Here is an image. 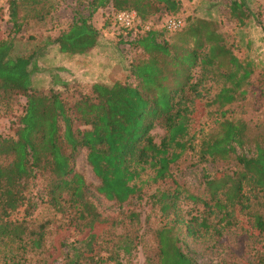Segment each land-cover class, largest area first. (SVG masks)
<instances>
[{
    "label": "trees",
    "instance_id": "trees-1",
    "mask_svg": "<svg viewBox=\"0 0 264 264\" xmlns=\"http://www.w3.org/2000/svg\"><path fill=\"white\" fill-rule=\"evenodd\" d=\"M92 5V12L109 8L111 17L133 10L143 24L162 14L181 16L178 0H93ZM15 6L14 0H6L0 11ZM244 9V3L236 0L229 7L230 16L241 25L249 19ZM120 28L128 37L134 30ZM175 34L170 43L159 40L160 33L155 30L136 35L133 41L142 58L129 60L136 84L92 83L90 91L80 94L71 106L52 88L35 90L31 56L13 58L12 43L0 40V108L12 107L19 97L25 99L13 136L0 135V248L15 241L17 248L25 251L42 249L47 223L32 227L27 220L32 209L30 181L42 174L49 179V203L61 208L68 202L78 213L82 233L90 229L62 252L64 264H129L121 256L129 259L137 245L127 233L112 240L110 247H103V236L119 227L120 221L103 217L88 197L85 177L74 168L81 150L86 151V163L98 181L96 192L120 205L137 193L135 181L147 167L154 170L155 180H162L187 151L196 152L199 162L234 160L233 170L207 176L209 199L204 205L220 215V220L235 217L239 206L248 211L241 230L264 235V148L256 145L251 156L237 154L247 141V125L242 119L229 118L227 108L245 96L252 70L237 58L211 21L192 19L186 29ZM98 36L87 20L77 19L55 43L60 53L80 55L96 46ZM207 79L220 83L213 99L204 105L215 107L217 114L195 144L189 129L204 111L199 107V87ZM157 125L164 129L159 142L151 134ZM127 218L140 222L134 212ZM95 225L104 228L93 231ZM155 237L156 264H195L181 252L173 226L158 229ZM3 262L23 264L13 257L9 261L3 258ZM144 264L153 263L146 259Z\"/></svg>",
    "mask_w": 264,
    "mask_h": 264
},
{
    "label": "rangeland",
    "instance_id": "rangeland-1",
    "mask_svg": "<svg viewBox=\"0 0 264 264\" xmlns=\"http://www.w3.org/2000/svg\"><path fill=\"white\" fill-rule=\"evenodd\" d=\"M14 1L16 6L13 9L0 11V40L4 38L12 43L13 58L31 56V81L35 90L47 92L52 88L67 106H71L80 94L90 91L93 80L81 79L72 66L76 56L63 54L61 57L64 58L57 57L60 52L55 39L77 19L87 20L98 30V44L106 42L107 52L111 54L107 66L112 71L105 84L111 85L115 81L136 84L130 74L129 60L142 58L133 40L146 30L134 28L128 37L114 17L108 16L109 8L92 12L93 0ZM178 1V12L186 19L183 30L192 19L211 21L226 44L231 45L237 58L248 63L252 70L245 96L227 106L229 118L242 119L247 125V141L237 149V154L251 156L256 145L264 148V0H236L244 3L245 13L249 15L244 25L230 16L229 7L234 0ZM166 16L158 15L144 24L160 33L159 40L170 43L177 34L163 30ZM33 65L37 68L34 69ZM197 72L198 69L193 71L195 75ZM219 87L220 83L215 79L204 80L199 87V107L204 111L196 121H192L189 129V138L195 144L215 121V107L204 105L213 99ZM24 103L25 99L19 97L12 107L0 108V135L13 136ZM151 134L159 142L164 129L157 125ZM194 149L198 151L199 146ZM198 159L196 152H185L171 165L168 175L162 180H155L154 170L147 167L135 181L137 193L120 205L96 192L98 181L86 163V151L81 150L75 158L74 168L85 177L88 197L103 217L120 221L119 227L110 229L103 236L104 249L110 247L112 240L116 241L127 233L137 246L129 259L121 256L124 263L144 264L149 259L156 264L155 232L167 225L173 226L181 252L195 264H264V235L246 234L240 228V223L248 221L247 210H240L237 206L235 217L220 220V215L204 205V201L209 199L207 176L211 178L217 171L233 170L235 161L199 162ZM48 183V177L42 174L30 181L32 209L27 220L32 227L47 223L42 249L25 251L17 248L19 244L15 241L6 242L0 248V264H4L3 258L9 261L10 257L23 264H47L51 261L64 264L62 252L70 249L71 242L75 244V240H81L90 231L82 233L78 213L68 202L65 201L61 208L49 203ZM167 203L170 206L164 208ZM130 212L139 215V223L127 218ZM18 216L22 217V212ZM101 228L104 226L95 225L93 231Z\"/></svg>",
    "mask_w": 264,
    "mask_h": 264
},
{
    "label": "crops",
    "instance_id": "crops-1",
    "mask_svg": "<svg viewBox=\"0 0 264 264\" xmlns=\"http://www.w3.org/2000/svg\"><path fill=\"white\" fill-rule=\"evenodd\" d=\"M106 42L101 41V43L96 44L90 51L74 55L76 56V61L72 63V66L75 68L76 73L81 79L89 78L92 79V83H106L108 78L111 76V71L108 68V62H110V53L107 52ZM63 53H58V58H60ZM65 56L61 57L64 58ZM78 63L75 65V63ZM89 75V77H84Z\"/></svg>",
    "mask_w": 264,
    "mask_h": 264
},
{
    "label": "built area",
    "instance_id": "built-area-1",
    "mask_svg": "<svg viewBox=\"0 0 264 264\" xmlns=\"http://www.w3.org/2000/svg\"><path fill=\"white\" fill-rule=\"evenodd\" d=\"M6 6V0H0V7ZM115 22L120 26L127 29H134L142 26L143 31L150 30L147 24H143L137 13L133 10H123L114 14ZM185 25L184 18L182 16L167 15L163 19L162 27L166 32H176L183 28Z\"/></svg>",
    "mask_w": 264,
    "mask_h": 264
}]
</instances>
